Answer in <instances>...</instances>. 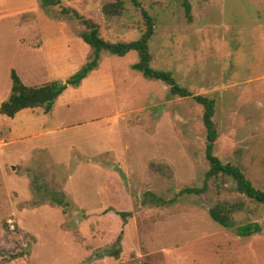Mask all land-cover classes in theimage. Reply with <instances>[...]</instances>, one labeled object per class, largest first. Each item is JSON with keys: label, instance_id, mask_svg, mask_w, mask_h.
Wrapping results in <instances>:
<instances>
[{"label": "rangeland", "instance_id": "1", "mask_svg": "<svg viewBox=\"0 0 264 264\" xmlns=\"http://www.w3.org/2000/svg\"><path fill=\"white\" fill-rule=\"evenodd\" d=\"M182 1L135 0L152 19L150 66L213 101L212 154L264 192V0H186L188 15ZM43 5L0 0V103L10 71L38 87L86 62L72 12L105 42L144 30L130 0ZM136 60L102 52L49 111L0 115V264H264V206L204 176L202 107L141 77ZM217 204L230 227L209 217ZM247 223L260 231L237 236Z\"/></svg>", "mask_w": 264, "mask_h": 264}, {"label": "trees", "instance_id": "2", "mask_svg": "<svg viewBox=\"0 0 264 264\" xmlns=\"http://www.w3.org/2000/svg\"><path fill=\"white\" fill-rule=\"evenodd\" d=\"M130 2L136 8L139 5L135 0ZM51 4L53 0H41V5ZM184 14H189V4L186 0L182 1ZM114 14H118L120 3L112 5ZM66 12V11H64ZM139 13L143 19L144 30L140 36L129 42H105L98 36L97 27L94 23L79 18L76 13L72 12V16L80 21L84 29L80 33V39L89 46L90 55L86 62L72 75L64 81H52L38 87L25 86L17 75L9 72L11 80L9 93L5 101L0 103V115L11 118L17 112L23 109L42 108L44 112L50 110L55 99L67 88L77 87L89 72L96 68L99 56L102 52L122 57L128 52H134L137 60L131 65V69L139 73L141 77L147 80L159 81L168 86L169 93L172 96L180 98L192 97V99L202 107L201 121L205 131L204 158L207 161L208 168L204 176L206 179H216L219 176L227 177L233 181L235 190L247 199L264 206V192L255 189L239 171V169L230 164H222L212 154V146L215 140L214 125L211 121L213 115V101L209 98L199 95L191 96L185 88L177 85L171 74L167 71L156 70L150 66V55L148 52V42L152 35V19L148 14L139 8ZM182 192L189 194H197L199 190L196 188H184ZM201 191V190H200ZM209 217L223 228L230 227L227 212L221 205H215L208 210ZM237 236L245 237L256 234L260 228L256 224H244L237 229Z\"/></svg>", "mask_w": 264, "mask_h": 264}]
</instances>
